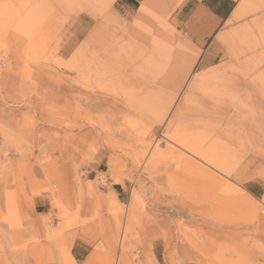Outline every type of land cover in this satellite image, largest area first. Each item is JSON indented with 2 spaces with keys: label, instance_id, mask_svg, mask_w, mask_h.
I'll list each match as a JSON object with an SVG mask.
<instances>
[{
  "label": "rangeland",
  "instance_id": "374dc122",
  "mask_svg": "<svg viewBox=\"0 0 264 264\" xmlns=\"http://www.w3.org/2000/svg\"><path fill=\"white\" fill-rule=\"evenodd\" d=\"M114 1L0 0V264H264V0Z\"/></svg>",
  "mask_w": 264,
  "mask_h": 264
},
{
  "label": "crops",
  "instance_id": "0c3cea01",
  "mask_svg": "<svg viewBox=\"0 0 264 264\" xmlns=\"http://www.w3.org/2000/svg\"><path fill=\"white\" fill-rule=\"evenodd\" d=\"M115 1L118 10L121 12L126 11V13H133L135 12V6L140 3L144 4L146 0ZM240 1L241 0H186L182 5L181 10L177 15V20L182 25L187 36L197 47V51L202 53H200V59L203 66H206L209 62L206 58L207 52L205 50L208 40L217 34L219 30L225 26L228 20L231 19ZM195 58L193 59L192 66L197 61V59L195 61ZM256 185L257 187H260L259 183ZM79 247L81 246L75 243L73 251L78 250Z\"/></svg>",
  "mask_w": 264,
  "mask_h": 264
},
{
  "label": "bare ground",
  "instance_id": "6f19581e",
  "mask_svg": "<svg viewBox=\"0 0 264 264\" xmlns=\"http://www.w3.org/2000/svg\"><path fill=\"white\" fill-rule=\"evenodd\" d=\"M78 1L80 2V0H78ZM83 1H85L84 3H86V4H87V2L90 3V0H89V1H88V0H83ZM149 1H152V0H149ZM154 2H155V1H154ZM154 2H153V4H154ZM156 2H157V1H156ZM180 2H182V0H181ZM150 4H151L150 6H153V4H152L151 2H150ZM143 5H144L147 9H149V3L144 2ZM177 5L179 6V4H177ZM176 7H177V6H176ZM177 8H178V7H177ZM174 9H176V8L174 7ZM233 17H235V16H233ZM257 53H258V52H257ZM263 69H264V68H263ZM245 74H246V73H245ZM245 78H246V77H245ZM247 78H248V77H247ZM245 84H246V83H245ZM92 107H93V106H92ZM106 108H107V107H106ZM93 109H95V108H93ZM215 110H216V109H215ZM200 112H201V111H200ZM188 147H190V145H188ZM188 147H187V148H188ZM184 149H185V148H184ZM197 149H198V148H197ZM204 150H205V149H204ZM204 150H202V147H200L199 150H192V151L195 152V153L197 154L198 157H199V155H200L201 158H203L205 161H208L209 159H208V158L205 159L206 156H204L205 154L203 153V152L206 153V152H208V151H204ZM210 150H211V149H210ZM190 151H191V150H190ZM192 151H191V152H192ZM211 151H212V150H211ZM186 152H187V151H186ZM202 153H203V154H202ZM210 153H211V152H210ZM198 154H199V155H198ZM206 154H207V153H206ZM211 154H212V153H211ZM191 155H192V154H191ZM208 155H210V154H207V156H208ZM192 156H193V155H192ZM212 156H213L214 159L217 158V156L215 157V154H214V153H213V155H211V157H212ZM200 157H199V158H200ZM208 157L210 158V156H208ZM211 159H212V158H210L209 163H214V161H211ZM214 159H212V160H214ZM200 160H201V159H200ZM204 160H203V161H204ZM215 160L218 161V158L215 159ZM196 161H197V160H196ZM210 161H211V162H210ZM219 162H220V160L218 161V163H219ZM204 163H207V162H204ZM209 163H207V164H209ZM216 163H217V162H215L214 164L216 165ZM218 163H217V165H218ZM210 165H211V164H210ZM212 165H213V164H212ZM215 165H214V166H215ZM217 165H216V166H217ZM214 166H213V167H214ZM216 166H215V168H218V167H216ZM219 166H220V165H219ZM220 168H221V167H220ZM220 168H218V170H219ZM209 170H210V169H209ZM222 170H223V169H222ZM199 177H200V176H199ZM199 177H198V178H199ZM242 196L245 197V198H249V196H251V195H250V193L245 192V193L242 194ZM39 256H40V255H39ZM93 258H94V257L89 258L88 261H87V263H91V261L93 260Z\"/></svg>",
  "mask_w": 264,
  "mask_h": 264
}]
</instances>
